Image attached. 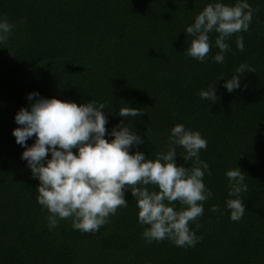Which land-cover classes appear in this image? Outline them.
<instances>
[{"label": "trees", "instance_id": "16d2710c", "mask_svg": "<svg viewBox=\"0 0 264 264\" xmlns=\"http://www.w3.org/2000/svg\"><path fill=\"white\" fill-rule=\"evenodd\" d=\"M210 2L0 0V18L14 25L0 44V264H264V0H248L254 9L249 30L228 38L222 64L212 59L219 51L215 32L209 33L213 46L203 62L186 55L192 37L184 30ZM237 35L244 37L242 52ZM241 63L254 71L229 93L223 78ZM210 85H216L215 103L199 97ZM32 91L78 105L104 103L108 131L123 119L118 108H140L141 116L125 119L144 140L133 151L146 159L166 151L174 124L199 131L207 141L199 153L208 164L203 180L213 196L189 223L198 242H146L130 191L128 206L99 230L73 229L69 218L50 231L49 213L36 200L39 181L12 135L18 127L14 115L29 106ZM177 151V163L184 164L182 149ZM192 165L190 160L185 167ZM236 167L245 176L247 191L240 197L246 210L232 221L224 207L225 172ZM213 204L219 211L209 210ZM175 207L184 206L177 201Z\"/></svg>", "mask_w": 264, "mask_h": 264}, {"label": "clouds", "instance_id": "9594fccd", "mask_svg": "<svg viewBox=\"0 0 264 264\" xmlns=\"http://www.w3.org/2000/svg\"><path fill=\"white\" fill-rule=\"evenodd\" d=\"M253 12L248 0H236L234 4L214 0L206 4L184 30L192 37L186 55L203 62L213 46L209 33L215 32L214 46L219 51L212 59L222 64L229 50L226 41L233 34L249 30ZM13 28L6 18H0V44L7 42ZM235 43L239 51H244L242 35L236 36ZM252 71L241 63L230 78L222 77L224 88L229 93L240 88L242 76ZM199 97L215 103L216 85L200 90ZM26 99L29 106L20 107L14 115L18 127L12 135L24 148L20 158L39 181L36 200L49 213L46 219L50 231L60 220L70 218L73 229L95 232L118 208L128 206L125 192L130 191L146 242L167 239L178 247H192L198 242L189 223L203 214V202L213 196L203 180L208 164L199 153L206 149L207 141L199 131L183 123L174 124L169 129L166 151L146 159L144 152L133 151L144 140L125 119L141 116L140 108L128 104L118 108L117 115L123 119L108 131L104 103L91 100L78 105L75 101L43 97L38 91L28 93ZM33 137L34 142L27 145ZM178 149H182L179 155L184 164L176 161ZM190 160L193 165L185 167ZM225 176L228 198L224 207L230 220L239 221L246 210L240 197L247 191L245 176L239 167L227 170ZM177 201L184 207L176 209ZM209 210L219 211L214 204Z\"/></svg>", "mask_w": 264, "mask_h": 264}]
</instances>
